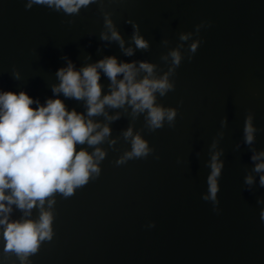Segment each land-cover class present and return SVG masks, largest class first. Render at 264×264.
<instances>
[{
	"label": "water",
	"instance_id": "water-1",
	"mask_svg": "<svg viewBox=\"0 0 264 264\" xmlns=\"http://www.w3.org/2000/svg\"><path fill=\"white\" fill-rule=\"evenodd\" d=\"M25 2L0 0V90H24L42 103L53 95L56 71L66 65L62 56L77 68L85 56L95 62L114 55L121 61L148 60L166 71L160 57L176 47L179 34L207 25L193 37L201 44L191 60V41L182 49L185 58L172 77L175 90L157 100L177 109L174 127L165 123L149 132L141 115L135 130L154 153L118 166L115 161L130 150L120 137L130 118L114 122L112 138L120 139L114 149L102 145L107 156L100 176L67 199L57 194L53 239L42 243L30 264H264V204L257 203L264 199V188L258 175L252 191L244 184L253 164L243 144L244 120L251 112L255 147L264 150V0H104V11L112 13L126 41L132 34L126 21L132 20L150 43L147 52L138 50L130 58L115 42L100 40L99 4L68 16L40 5L26 10ZM164 39L168 47L162 46ZM101 83L107 92L103 75ZM65 103L84 111L80 102ZM224 117L228 126L219 145L224 168L217 213L202 195L208 190L209 145ZM21 215L14 210L12 218ZM32 215L38 217V210ZM0 264H20L15 254L3 252L2 238Z\"/></svg>",
	"mask_w": 264,
	"mask_h": 264
},
{
	"label": "clouds",
	"instance_id": "clouds-1",
	"mask_svg": "<svg viewBox=\"0 0 264 264\" xmlns=\"http://www.w3.org/2000/svg\"><path fill=\"white\" fill-rule=\"evenodd\" d=\"M103 3L104 0H26L25 9L40 5L74 16L82 8L99 4L104 21L100 40L105 45L115 42L124 57H133L138 50L147 52L150 43L141 34L140 26L132 20L126 21L132 26V34L126 41L112 13L104 11ZM206 26L202 22L194 32L179 34L176 47L160 57L166 71L148 60L121 61L114 55L95 62H90V55L85 56V63L77 68L70 58L62 56L66 65L56 71L57 82L50 85L53 95L43 103L24 90H0V238L4 253L15 254L20 264H30L29 258L39 252L42 243L53 239L57 194L67 199L100 176L101 162L107 156L102 145L106 143L114 149L120 137L130 144V150H125L115 161L118 166L154 153L141 132L135 130V121L143 115L144 127L149 132L163 128L165 123L174 127L177 109L165 107L157 100L175 90L172 77L185 58L182 49L191 41L187 44L191 60L201 44L200 39L193 37H198ZM161 44L168 47L170 41L164 39ZM102 75L109 81L107 92L101 83ZM12 76L20 79L16 70ZM65 100L82 103L84 111L69 109ZM125 116L130 118L128 127L121 131L120 137L112 138L111 125ZM220 125L221 130L209 145L208 190L202 195L217 213L219 178L224 168L221 159L224 150L219 145L228 126L227 117L221 119ZM256 133L254 114L249 112L243 127V144L251 152L253 164L244 177L249 191L257 184V175L259 186L264 188V150L255 147ZM240 148L237 143L235 150ZM257 203L264 204V199ZM34 209L38 210L36 218L32 215ZM14 210L22 213L18 219L12 218ZM260 219L264 221V208ZM148 227H155L154 222Z\"/></svg>",
	"mask_w": 264,
	"mask_h": 264
}]
</instances>
